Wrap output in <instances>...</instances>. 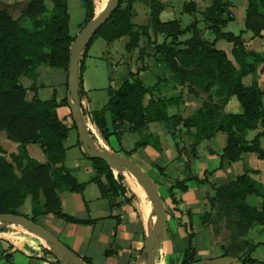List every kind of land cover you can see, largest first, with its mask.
<instances>
[{"label":"trees","instance_id":"16d2710c","mask_svg":"<svg viewBox=\"0 0 264 264\" xmlns=\"http://www.w3.org/2000/svg\"><path fill=\"white\" fill-rule=\"evenodd\" d=\"M45 1L50 2V9ZM135 1H145L149 5L148 20L144 25L136 26L132 22V4ZM83 2L85 17L80 28L95 12L93 0ZM165 6L161 0H119L115 10L96 30L81 53L79 97L84 93L82 73L86 53L94 40L101 38L112 42L127 36L126 51L137 47L140 38L145 37L153 44L157 60L171 72V78L179 86H186L189 92H196L198 89L207 94L208 101H203L202 106L190 117L182 118L179 114L169 116L167 106L180 98L155 99L153 94L157 83L146 86L138 77V72L146 67L143 64L137 72H129L119 87L108 86L106 103L99 110L88 112L102 138L109 142V137L114 135L119 142L127 123L129 130L145 135L135 141L131 149H113L114 152L121 151L122 155L130 157L138 148L147 145L159 149L158 135L147 130L149 119H153L170 122L172 126L182 123L184 131L194 138L189 146L192 155H196L197 147L203 139H209L221 131L227 134V142L219 155L220 160L231 163L239 160L246 152H254L258 158L264 159V148L259 141L264 130L257 132L252 139H246L248 130L256 128L259 123L264 127V108L261 101L264 91L258 87L256 80V62L264 63V53L260 55L248 51L244 46L242 31L235 34L225 30L227 23L233 18L230 0H210V4L200 14L201 21L213 35L212 40L203 36L197 18L185 26H181L177 19L162 20L161 12ZM182 8L187 13L197 10L194 0L184 2ZM21 18L29 19L34 30L24 26ZM244 28L253 36L264 39V0H247ZM185 34H189V37L182 40L181 37ZM157 36L162 37L160 42L156 40ZM74 37L69 31L66 0H29L20 17L16 19L6 10L0 9V131L5 130L9 138L18 141L22 146L21 152L13 156L11 162L0 150V213L23 215L17 209L30 196L32 215L24 216L35 222L37 216L49 212L67 222H87L65 214L60 207V191L80 192L85 185L77 182L62 165L65 157L63 141L67 138L69 127L59 119L55 108L67 105L66 99L57 101L53 95L46 100L34 96L27 101L26 88L19 81V77H27L31 79V87L34 88L38 67L44 64L62 68L67 72L69 47ZM220 39L232 44V56L236 65L224 50L216 47L215 43ZM139 57L142 59V55ZM249 57L252 61L248 60ZM146 96H149L147 102ZM214 96L218 97L217 102L213 101ZM232 96L241 106L238 113L224 111L227 100ZM151 108L154 110L153 115ZM71 127L76 130L73 121ZM88 133L94 138L90 128ZM28 143L40 144L47 156V163L42 164L28 155L24 147ZM77 144L81 147L78 135ZM83 154L91 161L95 170L92 181L97 184L100 194L103 197L120 194L127 202H131L134 195L126 196L129 191L123 175L103 159L91 158L84 151ZM185 171L184 178L175 181V187L185 191L190 180L206 183L212 189L208 198L211 206L217 202L228 210H234L242 223L239 225L243 228L257 223L264 224V188L260 192L256 181L248 172L216 185L208 180L210 171L206 170L199 178L191 174L188 165H185ZM191 239L192 235L189 234V245L184 251L181 264L195 261V247ZM112 253L110 249L105 251L106 256ZM82 259L87 264H92L89 259ZM254 262L252 258L242 260V264ZM56 263L60 264L58 258Z\"/></svg>","mask_w":264,"mask_h":264},{"label":"crops","instance_id":"0c3cea01","mask_svg":"<svg viewBox=\"0 0 264 264\" xmlns=\"http://www.w3.org/2000/svg\"><path fill=\"white\" fill-rule=\"evenodd\" d=\"M76 1L66 0L71 35H74L70 23L71 10L78 6ZM78 1L85 10L83 0ZM188 1L185 0V2ZM194 1L198 4L199 0ZM28 2L29 0H0V9L6 10L16 19L20 17ZM135 2L132 4V22L139 26L134 22V17L138 14L134 8ZM230 2L233 18L227 23L225 30L230 23L237 20L239 25H242L241 31L245 48L261 55L264 53V39L253 36L249 30L244 28L247 0H230ZM45 3L50 9V2L45 1ZM93 3L95 4L96 0H93ZM209 4L207 3V6ZM104 5L103 2L100 5V10ZM21 22L29 30H34L29 19L21 18ZM80 24L77 33L81 29ZM204 27L206 30L202 29L203 34L208 33V39L212 40L213 35L206 25ZM262 34L264 35V30ZM127 40V36H122L106 44V52L109 57L120 56L119 61L114 59L111 63L113 69L122 59H125L128 71L133 73L137 72L144 64L146 67L138 72V77L142 80L148 75L146 68L149 66L144 62L146 54L149 58L164 65L157 60L154 51L145 52V37H141L139 45L130 51L125 49ZM215 45L224 50L227 57L236 65L232 56L231 43L220 39L216 41ZM88 50L82 73L84 93L80 97V108L87 120L88 128L92 130L100 144L104 142L109 146L110 142H106L101 137L95 123L88 117L90 110H99L103 106L95 95L92 96L91 92H87L95 89L87 79V62L90 60ZM141 51L146 53L142 59L139 57ZM248 60L252 61V58L249 57ZM160 67L157 71L162 73L164 81L161 84L159 81L161 78H158L154 83H157V90H159L153 94L155 99L180 98L167 106L169 116L179 114L182 118L190 117L202 106L203 101H208L207 94L198 89L196 92H189L186 86H179L171 78L169 69ZM21 77L24 80H21ZM21 77H19V81L26 88L25 99L27 101L32 100L34 96L46 100L55 95L57 101L66 99L67 102V72L64 69L51 67L47 64L39 66L34 88L31 87V79ZM256 80L258 87L264 91V63L261 61L256 62ZM164 82L165 84H163ZM174 87L177 88V92H173L175 91ZM148 99L149 96H146V102ZM217 100L218 97L214 96L213 101L217 102ZM261 101L264 108V94ZM150 105L153 107V104ZM55 111L59 119L69 127L67 138L63 141L65 157L62 165L71 172L77 182L85 183L80 192L60 191L58 194L60 207L65 214L87 222H67L51 212L37 216L36 222L52 232L81 258L89 259L92 264H145L144 236L154 222V213L151 212V225H148L140 206V199L125 182L129 191L126 196L134 195L131 202H127L125 197L120 194H110L105 197L100 194L97 184L92 181L96 174L92 163L82 158V148L72 141L73 138L70 140L74 128L71 127L72 118L68 104L56 107ZM151 111L153 115L152 108ZM224 111L235 113L241 111V106L234 96L229 97ZM124 126L126 130L123 131L118 142L120 147L116 144L117 148L110 147L112 150L124 149L123 147L129 144H126V137L131 132L136 135V138L139 137L138 133L128 129L127 123ZM147 130L158 135L160 148L157 149L150 145L140 147L130 155V158L147 174H150L149 176L162 197L166 209L165 227L156 236L154 264H181L184 251L189 245V234L192 235L191 242L195 247V261L191 264H242V260L245 258L255 260L254 263L246 264L264 262V224L257 223L243 228L242 225H239L242 223L234 210H228L217 202L211 206L208 198L212 194V189L206 183L190 180L187 182L188 187L185 191L174 186L176 180L184 178L185 165H188L191 174L198 178L202 177L206 170L210 171L208 180L216 185L224 184L236 176L248 172L262 192L264 188V159L258 158L254 152H246L241 155L239 160L231 163L227 160H220L219 155L227 142V134L221 131L216 132L209 139H203L197 147L196 155H192L189 146L194 142V138L190 133L184 131L182 123L172 126L170 122L149 119ZM262 130L264 127L259 123L256 128L247 131L246 139H252L257 132ZM130 141L132 144L129 145V149L133 147L136 141L135 137L133 136ZM259 141L261 147L264 148V135L260 137ZM24 147L31 158L42 164L47 163V156L39 143H28ZM0 150L1 154L11 162L12 157L21 152L22 146L18 141L9 138L5 130H1ZM117 153L122 154L121 151ZM17 173L19 174L18 171ZM17 210L30 217L32 215L31 197L27 196ZM108 249L113 253L106 256L105 251ZM55 257L59 259L60 264H66L64 258L57 255L45 240L32 231L21 225L0 222V264H57Z\"/></svg>","mask_w":264,"mask_h":264},{"label":"water","instance_id":"95a60500","mask_svg":"<svg viewBox=\"0 0 264 264\" xmlns=\"http://www.w3.org/2000/svg\"><path fill=\"white\" fill-rule=\"evenodd\" d=\"M119 0H107L99 12H94V16L75 35L69 47V61L67 66V104L70 109L71 118L75 125L81 148L85 154L91 158L99 157L103 159L115 171L126 169L131 172L142 184L147 198L152 204L156 220L147 230L144 236L145 264H154V246L156 236L166 223V209L162 197L150 176L129 157L114 152L105 146L97 145L95 148L92 142L93 137L88 133L85 125V117L80 108L79 97V60L81 53L90 41L96 30L108 19L118 5ZM88 117L89 114H88ZM100 133V132H99ZM101 135V134H100ZM102 137V136H101ZM0 222L21 225L41 237L52 250L66 261V264H87L79 255L69 249L57 236L45 229L30 218L13 213H0Z\"/></svg>","mask_w":264,"mask_h":264},{"label":"rangeland","instance_id":"374dc122","mask_svg":"<svg viewBox=\"0 0 264 264\" xmlns=\"http://www.w3.org/2000/svg\"><path fill=\"white\" fill-rule=\"evenodd\" d=\"M106 1L107 0H96V3L94 4L95 5V12H99L100 11V5L103 2L105 3ZM161 1H163L166 4L164 10L161 12V19L162 20L177 19V20H179V22L181 23L182 26H185L188 23H190L194 18H197L199 20V27L201 29L206 30V28L204 27L205 23L203 21H201V15L200 14H201L202 10H204V8L207 6V3H210V0H199L198 4H196L198 9L193 13H187L183 10L182 6H183L185 0H168V1L161 0ZM76 2H78V6H75L72 8V10H71V21H70L71 29H73L74 35L77 33V29L79 28V24L85 16L84 15L85 10L81 7L78 0ZM134 8H135V10L138 11L137 16L134 17V22L136 24H139V25L146 24L147 20H148V13H149L148 3L145 1L135 2ZM241 28H242V25H239L238 21L236 20L233 23H230L228 28H226V30H230L235 34H238L241 31ZM203 36L205 38H208V33H204ZM187 37H189V34H185L184 36L181 37V39L184 40ZM156 40L158 42H160L162 40V37L157 36ZM106 44H107V42L101 38L95 39L93 45H91L89 50H88V55H89L88 58L90 60L87 62V65H88V71H87L88 77H87V79L89 80L90 85H92V87H95V89L89 90L87 92H91L92 96L95 95L96 99L100 100L102 105H104L106 103V101L108 100L107 87L111 86L112 88H117L124 81V79L127 78L129 75V71H128L125 59H122L121 62H118L117 67H115V69H113L111 67V63L114 61V59L116 61L117 60L119 61L120 56H117L116 58H115V55L112 56L113 58L109 57L107 55V52H106V46H107ZM144 44H145V52L146 53H148V52L151 53L152 51H154V47H153V44L151 42L149 43L148 41L145 40ZM145 52L144 51L142 53L140 52V55H142V57H143L146 54ZM121 58H124V57L121 56ZM144 62L147 63L149 66L148 68H146V71H148L147 77L142 78L144 84L147 86H152V85H154V83L157 81L158 78H161L159 81L162 84V81H164L163 75L161 72H159L157 70H158L159 66H161L160 68H162V69L166 68V67L164 65H161V63L157 62L153 58H149L147 54L144 56ZM156 72H159V73L157 74ZM21 80H24V78L21 77ZM163 84H165V82ZM174 88H175V91H173V92H177V88L176 87H174ZM157 89H158V86H157L155 92L159 91ZM71 124H72V122H71ZM85 125H86V127H88V123H87L86 119H85ZM137 133L139 134L138 138H136V135H133L132 132L130 135H127L126 144L127 143H129V144H127L126 147H123L124 149H129V147H130L129 145L132 144L130 139H132L133 136L135 137L136 141L141 137V134L139 132H136V134ZM71 138H73L72 141H74V143H77V134H76L75 129H72V133L70 135V140H71ZM75 139H76V141H75ZM93 140L96 141V143L92 142V145L95 148H97L96 144H99L101 146H105L109 149H111L110 147H112V146H115V148H117L116 144L118 145V147H120L119 143H118V141L114 135H111L109 137V142H110L109 146L104 142H102V144H100V142L95 137V135H94ZM81 156H82V158H85V160L87 162H91L84 154L81 153ZM119 172L123 175L124 182L130 188L129 183L127 181V177H126V173L129 174V172L126 169H120ZM148 175H150V174H148ZM147 200L150 203L149 199H147ZM153 220L154 221L156 220L155 216H153ZM64 258H66V257H64Z\"/></svg>","mask_w":264,"mask_h":264},{"label":"bare ground","instance_id":"6f19581e","mask_svg":"<svg viewBox=\"0 0 264 264\" xmlns=\"http://www.w3.org/2000/svg\"><path fill=\"white\" fill-rule=\"evenodd\" d=\"M126 177H127V181L129 183V186L131 187L132 191L140 199V201H139V202H141L140 206H141L143 215H144L148 225H151L150 214L153 211V207H152L151 202L149 203L147 200L148 199L147 194H146L142 184L139 182V180L131 172H129V174L126 173Z\"/></svg>","mask_w":264,"mask_h":264}]
</instances>
